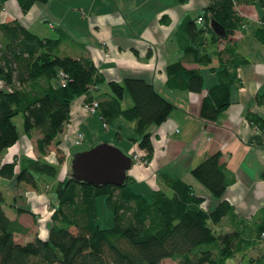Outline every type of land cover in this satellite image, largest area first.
Wrapping results in <instances>:
<instances>
[{
    "label": "trees",
    "instance_id": "trees-1",
    "mask_svg": "<svg viewBox=\"0 0 264 264\" xmlns=\"http://www.w3.org/2000/svg\"><path fill=\"white\" fill-rule=\"evenodd\" d=\"M4 1L0 0V10ZM34 1L16 0L22 11ZM241 2L264 4V0H208L195 14L184 13L174 27L182 51L166 62L168 86L201 90L202 72L198 66L185 65V55L208 63L214 53L227 52L216 67L217 80L206 87L201 98L199 114L206 120L216 118L231 100V84L239 78L238 67L247 58L235 42L218 47L221 38L243 23L236 7ZM211 17L223 25L224 32L214 29ZM256 33L264 39V14ZM65 36L63 31L55 36L40 35L17 16L0 18V152L19 135L13 120L17 112H22V126L28 135L33 128L38 130L37 154H14L2 160L0 175L14 176L30 186L37 185L42 173H56V163L43 155L52 146L57 158L63 157L55 143L76 95L98 97V113L107 121L118 115L133 120L134 133L129 138L146 149L147 158L153 150L150 123L164 120L175 106L139 75L109 79L110 91L102 90L99 84L104 77L89 55L59 52ZM124 88L132 100L128 105L121 104ZM247 116L264 129L262 114L248 110ZM190 172L217 196L232 179L219 149L206 151ZM160 174L164 184L152 187L146 195L133 186L136 179L129 173L116 184L78 179L69 171L55 183L56 200L49 213L47 234L35 233L22 240L14 234L26 227L6 212L5 204L10 201L0 182V264H225V258L238 248V231H215L211 220L224 214L229 202L223 198L213 209H205L200 203L204 194L195 191L190 182L166 171ZM99 194L112 213L109 225L98 221ZM20 208L26 209L16 207ZM263 230L261 224L258 234ZM166 256L170 260H163ZM262 261L264 264V254Z\"/></svg>",
    "mask_w": 264,
    "mask_h": 264
},
{
    "label": "crops",
    "instance_id": "crops-1",
    "mask_svg": "<svg viewBox=\"0 0 264 264\" xmlns=\"http://www.w3.org/2000/svg\"><path fill=\"white\" fill-rule=\"evenodd\" d=\"M207 2L35 0L26 11H22L16 0H5L0 18L17 16L40 35L55 36L65 32L59 52L89 55L104 77L99 84L102 90L110 91L109 79L122 80L126 75H139L151 81L160 93L173 101L175 106L168 116L159 123H150L148 127L153 144L150 157L143 163L132 162L128 173L136 180L146 179L152 187L153 183L157 186L164 184L161 171L179 175L190 182L195 191L204 194L200 203L208 210L216 207L220 199H226L230 204L229 209L217 220H211V223L215 231H238V248L229 257L233 256V264H263L264 234L259 235L258 231L261 224L264 225V129L249 121L247 111L255 110L264 116V39L256 33L257 27L263 23L264 4H261L260 9L255 2L236 4L244 21L219 41L218 47L235 42L236 49L247 58L238 67L239 78L231 84V100L218 111L216 118L203 119L199 107L206 87L217 80L216 67L227 52L214 53L208 63L198 62L191 59L190 55H185L184 64L198 66L202 72L201 90L171 87L165 81L166 62L181 55L182 51L174 35L176 23L184 13L195 14ZM39 20L46 21L47 26L52 28L50 32L37 23ZM105 51L107 54H104ZM85 96V93H80L71 99L68 119L57 134L58 141L55 144L62 150L63 157L58 159L51 145L43 155L55 162L56 166L57 161L63 162L73 153L71 150L67 152L72 143H80L85 138L88 142L86 146L103 139L112 141L101 137L100 130L110 127L116 136L123 137L122 129L125 126L129 129L126 132L128 137L134 133L133 120L121 115L109 120L106 127L101 125L100 120L99 129L95 125L90 129L87 119L91 113L82 112ZM131 101L130 94L126 95L124 88L121 104L128 105ZM76 128L83 132L79 142L72 141ZM37 135L38 130L35 128L30 135L23 129L5 149L12 148V155H36L34 143ZM126 143L130 151H146L139 147L137 141L130 139ZM5 149L0 152V162L10 157L7 154L10 151L1 155ZM215 149L220 150V159L232 175L220 196L203 187L190 172V167L206 151ZM43 176L39 175L36 186H30L17 181L14 176L0 175L7 198L11 196L13 200L6 202V212L26 227L23 231H15V238L18 234L29 238L31 234L44 236L48 232L49 213L55 200L51 197L52 191L45 186L47 182L43 186L39 182ZM16 207L28 210H17Z\"/></svg>",
    "mask_w": 264,
    "mask_h": 264
},
{
    "label": "water",
    "instance_id": "water-1",
    "mask_svg": "<svg viewBox=\"0 0 264 264\" xmlns=\"http://www.w3.org/2000/svg\"><path fill=\"white\" fill-rule=\"evenodd\" d=\"M211 24L218 32L224 27L211 17ZM132 164L131 152H126L108 140L75 150L70 158L71 175L92 182L122 183Z\"/></svg>",
    "mask_w": 264,
    "mask_h": 264
},
{
    "label": "rangeland",
    "instance_id": "rangeland-1",
    "mask_svg": "<svg viewBox=\"0 0 264 264\" xmlns=\"http://www.w3.org/2000/svg\"><path fill=\"white\" fill-rule=\"evenodd\" d=\"M260 6H261V4L258 2L257 3V7L259 9H260ZM37 23L40 26L42 25L45 30L48 29L49 32H50V29H52V28H49L47 26V23H46L45 20H39V22H37ZM126 95H129V92H128L127 89H126ZM124 98H125V96H124ZM123 102H124V100H123ZM90 113L91 114L88 116V119H87L88 127H91L90 129H92L94 127V125H95V126H98V129H99L100 128V124H99L100 117L98 116L97 111L90 112ZM13 120L16 123V127H17V130L19 131V133L22 132V130H23V126H22V112L19 111L16 114H14L13 115ZM104 130H106V131H104ZM122 130L124 132V136L123 137L116 136V134L114 133L113 129H111L110 127L108 129L106 128V129L100 130V132H101L100 136L101 137L110 138L112 140L110 142L116 144L117 146L122 148L124 151L128 152V151H130V147H128V143H126V142H129L130 138L126 135V132H128L129 129L124 126ZM87 144H88V142H87L86 138L83 141H81L80 143H72V145L68 148L67 152H70L69 150H71V152H74L75 150H77L79 148H83ZM7 151H10V152L7 153ZM12 151H13L12 148H8V150L5 149L1 153V155L2 154L4 155L5 153H7V154H9L10 157H12L13 156L12 153H11ZM25 154L28 155V153H25ZM71 156H72V154H70L68 158L63 160V162L62 161H60V162L57 161V171H56L55 174L52 175V174L42 173L44 176L41 177L42 178L41 180H39V182L42 184V186H43L45 181L47 182L45 186H46V188L48 187V189H50L52 191L51 192V197L53 198V200H56V194H55V191H54V186H55V183H56L57 179L60 178V177L65 176L66 174H68V172L71 169V167H70V158H71ZM197 181L199 182V180H197ZM199 183L203 187H205L201 182H199ZM132 184L137 190H141L146 195L150 194L152 186L149 185V183L147 182L146 179L134 180ZM152 185L154 187L157 186L154 183ZM8 201H13L11 196L8 197ZM97 211H98V221L100 222L101 225H109V224H111V222H112V213H111V210L108 207V205L105 203L103 194H99L97 196ZM23 237H25L24 234H18L17 235V238H23ZM233 259H234L233 256H230V257L228 256L226 258L225 264H233ZM163 260L168 261V260H170V258L168 256H166V257L163 258ZM53 264H62V263H60L58 261H54Z\"/></svg>",
    "mask_w": 264,
    "mask_h": 264
},
{
    "label": "built area",
    "instance_id": "built-area-1",
    "mask_svg": "<svg viewBox=\"0 0 264 264\" xmlns=\"http://www.w3.org/2000/svg\"><path fill=\"white\" fill-rule=\"evenodd\" d=\"M201 16L198 15L197 19H200ZM104 54H107V51L104 52ZM60 73L63 74L64 72L62 70H60ZM91 86H95V84H92ZM264 100V98H263ZM98 97H96L95 95L90 96V97H84L83 101H82V111L84 113H90V112H98ZM99 114V113H98ZM100 116V114H99ZM100 118L102 119V125L104 127H106L108 125V121L105 120L103 117L100 116ZM83 137V132L80 129H75L73 134H72V141L73 142H79ZM131 154H132V159L134 162H138V163H143L146 162L148 160V158L145 156V151L139 152L135 149H131ZM262 234H264V230L262 231Z\"/></svg>",
    "mask_w": 264,
    "mask_h": 264
},
{
    "label": "bare ground",
    "instance_id": "bare-ground-1",
    "mask_svg": "<svg viewBox=\"0 0 264 264\" xmlns=\"http://www.w3.org/2000/svg\"><path fill=\"white\" fill-rule=\"evenodd\" d=\"M100 120H101V125H102V119L100 118ZM103 126V125H102Z\"/></svg>",
    "mask_w": 264,
    "mask_h": 264
}]
</instances>
